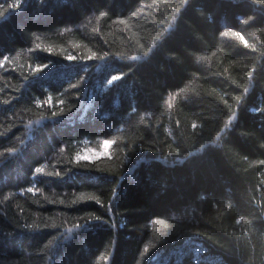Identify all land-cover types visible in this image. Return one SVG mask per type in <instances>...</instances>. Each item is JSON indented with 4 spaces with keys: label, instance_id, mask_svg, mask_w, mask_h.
Wrapping results in <instances>:
<instances>
[{
    "label": "trees",
    "instance_id": "trees-1",
    "mask_svg": "<svg viewBox=\"0 0 264 264\" xmlns=\"http://www.w3.org/2000/svg\"><path fill=\"white\" fill-rule=\"evenodd\" d=\"M205 259L264 264V0H0V264Z\"/></svg>",
    "mask_w": 264,
    "mask_h": 264
},
{
    "label": "rangeland",
    "instance_id": "rangeland-1",
    "mask_svg": "<svg viewBox=\"0 0 264 264\" xmlns=\"http://www.w3.org/2000/svg\"><path fill=\"white\" fill-rule=\"evenodd\" d=\"M106 152V145H104V147L102 148V151L101 152H95V151H91L89 153H85L84 155V158H87V159H92V158H95L97 156H100L102 155L103 153ZM206 263L207 264H216L215 261L211 260V259H205Z\"/></svg>",
    "mask_w": 264,
    "mask_h": 264
},
{
    "label": "clouds",
    "instance_id": "clouds-1",
    "mask_svg": "<svg viewBox=\"0 0 264 264\" xmlns=\"http://www.w3.org/2000/svg\"><path fill=\"white\" fill-rule=\"evenodd\" d=\"M101 15H103V13H101Z\"/></svg>",
    "mask_w": 264,
    "mask_h": 264
}]
</instances>
